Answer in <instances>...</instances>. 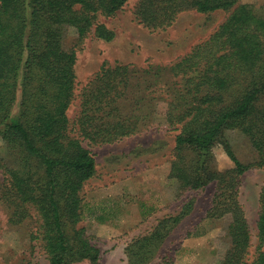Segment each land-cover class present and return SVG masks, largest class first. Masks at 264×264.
Segmentation results:
<instances>
[{"label":"trees","instance_id":"obj_1","mask_svg":"<svg viewBox=\"0 0 264 264\" xmlns=\"http://www.w3.org/2000/svg\"><path fill=\"white\" fill-rule=\"evenodd\" d=\"M128 1L0 0V136L16 160L14 167L0 160V169L9 176L19 202L34 208L40 219L38 237L49 264L99 262V249L84 229L76 230L84 218L81 191L97 175L96 161L79 137L96 139L93 136L100 130L95 123L108 120L116 110L131 71L130 65L104 64L85 88L77 120L71 122L68 111L76 96L77 55L65 49V33L74 28L84 37L97 14L111 17ZM236 3L140 0L135 16L140 24L156 30L171 26L182 12L229 11ZM96 34L105 40L113 37L102 25ZM235 70L252 74L254 81L230 105L224 92L232 86ZM170 71L186 75V80L181 89L185 102L175 100L168 115L169 123L180 130L169 176L181 191L216 183L208 217L227 220L228 249L220 264H246L252 234L239 194L242 176L254 166L264 167V105L259 102L264 93V15L239 6L209 41ZM124 122L109 121L110 130L102 141L133 134L136 128ZM236 130L258 151L256 163L243 164L235 155L227 137ZM218 145L233 162L232 168L218 170L214 154ZM257 229L259 250L251 264H264V187ZM152 239H164L162 231L157 230Z\"/></svg>","mask_w":264,"mask_h":264},{"label":"rangeland","instance_id":"obj_2","mask_svg":"<svg viewBox=\"0 0 264 264\" xmlns=\"http://www.w3.org/2000/svg\"><path fill=\"white\" fill-rule=\"evenodd\" d=\"M139 1L129 0L111 17L97 14L94 26L84 37L74 28L65 33V49L77 55L76 96L68 111L71 122L77 120L85 88L104 64L130 65L131 70L127 89L114 105L116 110L108 120L95 123L100 130L93 136L96 139L79 137L96 161L97 175L81 191L84 218L76 230L84 229L90 243L99 249L98 264H220L228 249L224 229L227 220L208 217L216 183L181 191L169 176L180 130L169 123L168 115L175 100L185 102L181 89L186 80V75H173L170 67L209 41L239 6L247 5L263 16L264 0H237L231 10L209 14L185 11L171 26L156 30L137 20ZM99 25L113 33L111 40L97 36ZM231 75L233 84L224 92L230 105L254 81L252 74L239 70ZM259 102L264 105V93ZM113 119L136 129L129 136L105 143L101 138L107 135ZM227 138L243 164L258 161V151L240 131L229 132ZM214 154L218 170L233 167L221 145L215 147ZM16 158L19 161L20 157ZM13 159L0 136V160L14 167ZM263 187L264 167L254 166L242 176L239 200L252 234L246 264L258 255L257 223ZM40 225L34 208L19 202L9 176L0 169V264H49L38 237ZM157 230L162 231L164 239L149 240ZM74 264L91 263L82 260Z\"/></svg>","mask_w":264,"mask_h":264}]
</instances>
